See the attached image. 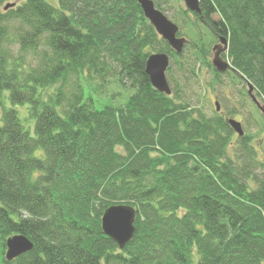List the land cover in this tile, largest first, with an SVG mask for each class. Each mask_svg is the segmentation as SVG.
Listing matches in <instances>:
<instances>
[{
  "label": "trees",
  "instance_id": "obj_1",
  "mask_svg": "<svg viewBox=\"0 0 264 264\" xmlns=\"http://www.w3.org/2000/svg\"><path fill=\"white\" fill-rule=\"evenodd\" d=\"M199 5L194 20L227 40L230 76L264 103V0ZM186 48L177 54L137 0H25L0 12V264H264V163L251 137L233 143L229 112L191 109L177 83L167 95L145 72L165 52L171 79L176 64L196 80ZM110 78L132 92L96 107L84 86ZM24 104L32 130L15 108ZM119 203L136 212L122 249L101 229ZM17 233L33 247L6 260Z\"/></svg>",
  "mask_w": 264,
  "mask_h": 264
},
{
  "label": "rangeland",
  "instance_id": "obj_2",
  "mask_svg": "<svg viewBox=\"0 0 264 264\" xmlns=\"http://www.w3.org/2000/svg\"><path fill=\"white\" fill-rule=\"evenodd\" d=\"M25 0H0V12L3 11L4 5L7 3H16L14 8L20 6ZM158 2L162 9H160L165 16L175 22L179 26L178 35L185 37L187 40V48L185 56L188 54L195 57L196 63L191 59L189 63L194 65V69L198 74L196 80L190 79L189 81L183 80L180 74H177V67L174 64L172 70L174 76L171 77L166 74L167 80L171 87H175L182 99L187 101L191 106V109H200L207 115H212L215 111L214 102L217 101L220 106L221 112H229V116L234 117L241 122L242 128L246 135L251 137V144L256 149L257 158L264 163V119L255 109L250 99L245 95V87L238 81L237 78H233L230 74L227 77H218L215 79L210 70L207 68H201L199 58L197 57V51L195 48L203 47L206 52L209 51L207 45L214 40L210 35L208 29L205 28L198 20L195 21L194 14L185 7L183 0H154ZM181 22V29L179 23ZM191 23V24H190ZM194 26H193V25ZM209 47V46H208ZM192 49V51L190 50ZM32 64H36V60ZM176 75V77H175ZM94 83H99L98 80L93 78ZM85 92L91 91V95L95 98V106L100 107L102 103L111 98L114 103H120L126 100L131 94L132 89L124 88L117 80L110 78L107 82L99 85V91L90 89L87 85L84 86ZM2 98V105L4 107L12 106L8 97ZM112 96V97H111ZM100 101V102H99ZM261 101V100H260ZM263 102V101H261ZM28 105H15L24 126H28L30 130L33 129L34 117L29 115ZM2 114V108L0 107V117ZM237 138L236 133L232 135V142L234 143ZM5 253V252H4Z\"/></svg>",
  "mask_w": 264,
  "mask_h": 264
},
{
  "label": "water",
  "instance_id": "obj_3",
  "mask_svg": "<svg viewBox=\"0 0 264 264\" xmlns=\"http://www.w3.org/2000/svg\"><path fill=\"white\" fill-rule=\"evenodd\" d=\"M145 18L154 27L156 33L165 40L169 46L176 52L180 53L186 42L184 37L177 36L178 26L169 20L165 14L155 7L153 0H137ZM185 7L201 16L199 0H183ZM14 3H7L4 8L13 6ZM224 39V38H223ZM227 45V44H226ZM213 66L219 71L232 69L230 64L220 58L213 59ZM169 64V56L165 52L151 53L145 63V72L149 76L152 86L159 92L167 95L171 93V88L167 81L166 70ZM248 91L252 90V85L247 82ZM260 112L264 117V103L253 98ZM215 109L219 111L220 106L215 101ZM228 125L238 136L244 134L241 122L234 118H227ZM135 208L129 204L119 203L106 207L101 215V229L104 234L116 242L118 247L122 249L124 245L132 238L134 233ZM6 250L4 257L6 260H12L32 249L33 243L29 238L21 233L13 234L6 239Z\"/></svg>",
  "mask_w": 264,
  "mask_h": 264
},
{
  "label": "flooded vegetation",
  "instance_id": "obj_4",
  "mask_svg": "<svg viewBox=\"0 0 264 264\" xmlns=\"http://www.w3.org/2000/svg\"><path fill=\"white\" fill-rule=\"evenodd\" d=\"M15 5L13 7L16 6V3H14ZM12 7V8H13ZM11 8V6L7 7L6 9L3 7V10H7ZM191 13V12H190ZM191 14H195L194 12H192ZM198 15V14H197ZM199 19L201 20V16L198 15ZM206 29H208L210 35L213 37V41L212 44L210 43V45H207V48H209V51L206 52L204 51V60H205V65H202L201 68H207V70L211 71L212 76L217 79L218 77H226L227 74H229L231 71L234 72V70L229 69V70H225V71H229L226 75H225V71H219L216 67L213 66V59L220 58L222 60H225L224 55L226 52V44H227V40L224 36H222L219 33H216L215 31L211 30L210 26L208 24H206L205 22H201ZM224 38V39H223ZM209 46V47H208ZM205 50V49H204ZM243 81V80H241ZM247 86L246 83L244 82L243 87ZM246 88V96L250 99L251 103L253 104V106L255 107V109L261 114L258 106L256 105L255 101L253 98H256L259 102L260 99L256 94V91L254 89H252L250 92L248 91V87ZM231 117L229 115L226 116V118ZM263 117V116H262ZM234 118V117H232ZM264 119V118H263Z\"/></svg>",
  "mask_w": 264,
  "mask_h": 264
},
{
  "label": "bare ground",
  "instance_id": "obj_5",
  "mask_svg": "<svg viewBox=\"0 0 264 264\" xmlns=\"http://www.w3.org/2000/svg\"><path fill=\"white\" fill-rule=\"evenodd\" d=\"M243 79V78H242ZM245 81V80H244ZM247 82H249V81H245V83H246V85H247ZM251 83V82H250ZM252 85V89H254L255 90V88H254V86H253V84H251ZM246 87H248V86H246Z\"/></svg>",
  "mask_w": 264,
  "mask_h": 264
}]
</instances>
